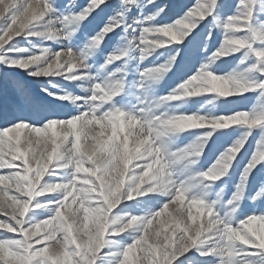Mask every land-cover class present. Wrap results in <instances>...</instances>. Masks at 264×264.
<instances>
[{
  "label": "rangeland",
  "instance_id": "obj_1",
  "mask_svg": "<svg viewBox=\"0 0 264 264\" xmlns=\"http://www.w3.org/2000/svg\"><path fill=\"white\" fill-rule=\"evenodd\" d=\"M51 2L53 10L27 31H42L44 25L51 23L53 27L69 34L56 38L21 34L5 45L3 52L5 61H0V114L8 115L12 119L7 122L0 120V129L16 119L42 126L50 119H67L87 112L92 104L99 103L90 99L94 85L99 83L103 86L113 79L121 78V90L97 109L98 115L117 108L126 114L136 115L146 107H152L156 113L168 109L206 116H227L236 111L251 113L264 110L262 88H251L227 100L223 98L213 100V94H202L186 97L183 100L168 101L164 105L153 107L159 98L173 92L206 64L209 65L208 70L217 75L246 76L257 83L264 81V73L260 71L264 60L255 55L256 50L264 49V40L252 35L253 31L264 35V0H252V15L248 28L231 33L248 37L252 47L239 49L214 61L211 60L212 54L219 49L229 31L224 27L227 18L245 11L240 0H217L213 12L199 19L182 41H173L163 47L154 48L151 54L143 59L140 58V48L143 47L140 43L142 30L146 27L174 24L186 15L197 0H135V3L127 4L124 0H105V3L86 19L69 24L67 27L64 26L63 17L79 13L89 5L90 0H51ZM160 8H163V11L157 15ZM118 13L121 21L119 26L107 33L98 46L89 48L91 38L104 27L110 17ZM2 28L3 22H0V30ZM151 38L152 35L149 34V39ZM69 48L82 58L84 65L74 71V75L79 77L76 79L70 78L67 73L36 76L31 74L36 71V65L23 69L19 65L8 63L10 60L26 59L38 54L42 49H48V55H52L58 50ZM122 50L126 51L127 55L106 63L110 55H118ZM172 56H175V59L170 69L159 79L141 75L147 69L166 64ZM117 69L122 71L118 72ZM69 94L74 99H63ZM246 131L249 135L226 175L214 182L204 180L198 175L206 171L220 154L231 147ZM262 133L264 128L259 125L252 129L239 125H229L222 129L205 126L186 129L162 138L165 141L162 149L167 157L169 152H177L197 138L210 134L204 143L201 155L196 157L198 162L195 165L188 163L192 157L169 161L165 176L168 181L166 191L147 192L131 200H122L113 210V214L126 213L129 216L135 215L147 219L171 198L169 192H174L176 187L183 186L188 189L186 193L188 198H192L193 194L203 198L207 204L212 205L216 218L230 223L234 228L240 227L239 221L249 215H264V192L260 191L261 187H264V161L257 163L245 179L241 198L235 202L238 208L235 213H231V218L228 210L232 206L227 203L236 192L243 170L254 152H264ZM57 163H66V160ZM73 171L71 166L59 168L54 164L42 182L66 181ZM0 175H7V171L0 169ZM15 194L13 186L8 191V195ZM61 195L58 191L35 198L34 204L38 203L41 206L30 209L26 215V223L35 224L54 215L57 206L55 201L59 200ZM4 218H6L4 213L0 212V219ZM199 222H203V217ZM4 231L6 230L0 229V238L17 235ZM140 234H142L140 223L123 233L109 234L107 243L98 253L95 264H118L122 250ZM207 235L208 238L198 242L188 252L179 255L173 264H264V249L256 248L251 244L237 243L233 254L229 256L221 251L225 242L219 235L213 233ZM209 249L216 251L209 255L201 254ZM145 264H147L146 260Z\"/></svg>",
  "mask_w": 264,
  "mask_h": 264
},
{
  "label": "snow or ice",
  "instance_id": "obj_2",
  "mask_svg": "<svg viewBox=\"0 0 264 264\" xmlns=\"http://www.w3.org/2000/svg\"><path fill=\"white\" fill-rule=\"evenodd\" d=\"M124 2L135 3V0ZM104 3L105 0H90L88 6L71 15L70 21L74 23L83 21ZM216 4L217 0H197L186 15L204 18L213 12ZM240 4L245 11L227 18L224 27L229 31L225 37H230L233 31L240 32L248 28L252 15V0H240ZM52 10L51 0H10V6L0 15V22H3V28L0 30V61H5L3 52L10 40L21 34H28L27 30L36 26ZM119 15L118 13L108 19L104 27L93 37L89 48L98 46L107 33L119 26L121 23ZM21 17L24 18L21 25L23 31L16 33L14 29ZM64 18L65 16L63 20ZM144 30L149 31L151 28L146 27ZM49 35L55 38L56 34L49 29ZM252 35L264 40V35H259L255 31ZM143 38L140 36V39ZM240 43L244 45L240 49L252 47L248 39ZM231 51L234 53L238 50L233 48ZM124 55L123 52L110 55L106 63L116 61ZM255 55L264 60V49L256 50ZM52 56L57 66L63 65L65 69H69L65 73L69 74L70 78H79L74 75V71L84 67L80 56L74 54L70 48L58 50ZM8 63L28 69L34 61L19 59L10 60ZM162 70L163 65L160 68L145 70L144 75L148 77ZM203 70L202 67L200 73L193 75L192 78L196 79ZM260 71L264 73V65L260 66ZM31 74L40 75L36 71ZM101 90L105 95H101ZM120 90L119 82L103 86L97 83L94 85L93 95L100 96L102 101H108ZM63 99L74 98L69 94ZM120 115H123L124 119L118 123H106L111 121L113 116ZM10 119L12 118L8 115L0 114V120L7 122ZM135 121V115L126 114L117 108L104 112L103 115L97 113L93 115L92 111H87L67 119H50L42 126L16 119L0 129V169L7 171V175H0V212L6 217L0 219V229L6 230L4 231L6 233L17 234L0 238V264H95L109 234H119L129 229L126 228L119 233H114L111 229L105 230L101 208L108 207L105 200L110 193L115 195L120 191V183L117 181L123 177L124 170L120 167L119 161L131 146L130 142H125V138L128 137L130 141V128ZM227 123L234 125V120ZM216 127L226 128L220 125ZM246 139L236 143L244 145ZM200 146L203 148L204 144L201 143ZM261 153L254 152L252 161L255 162ZM158 155L161 157V163L157 167L161 168L163 176L166 174L164 166L166 157L162 147ZM151 159L155 160L156 155ZM65 160L66 163H57ZM109 163L112 165L111 168L108 166ZM54 164L59 168L71 166L74 171L66 181L43 183L42 179ZM244 175L245 177L249 175L247 170ZM122 182L126 183V180ZM13 186L16 194L9 196L8 191ZM167 188L168 182H162L160 191H166ZM58 191L62 195L55 201L57 206L54 215L38 223L27 224L26 215L30 209L41 206L38 203L34 204L35 198ZM189 199L191 198H184V189L181 188L176 201L170 198L149 218H138L133 225L142 224V234L122 250L118 264H145V260L147 264H173L179 255L208 238L207 234L210 232L204 229L203 222H199L200 217L185 221L179 215L180 213L188 215L191 208ZM200 211L204 212V209L201 208ZM196 224H199V227ZM220 226L223 227L222 224ZM181 235L183 240H178ZM251 245L264 249L255 244ZM214 251L216 249H209L201 254L209 255ZM221 251L230 256L226 247Z\"/></svg>",
  "mask_w": 264,
  "mask_h": 264
},
{
  "label": "clouds",
  "instance_id": "obj_3",
  "mask_svg": "<svg viewBox=\"0 0 264 264\" xmlns=\"http://www.w3.org/2000/svg\"><path fill=\"white\" fill-rule=\"evenodd\" d=\"M9 6L10 0H2V2H0V15H2L5 12V9ZM162 11L163 8H160L156 14L158 15L159 12ZM71 15L72 14L65 16V27L74 23L70 21ZM202 18L203 16L197 17L195 15H185L183 18L178 19L174 24L153 27L149 31L143 29L141 36L144 38L140 39V43L143 45V47L140 48V58L143 59L147 55H150L151 50L154 48L163 47L173 41H182L183 38L195 27L198 19ZM23 23L24 18L21 17L20 22L17 23L14 29L16 33L23 31V27L21 26ZM49 29L55 32V38L60 35L69 34L68 32L62 31L60 28L53 27L52 24L49 23L43 26L42 31H32L29 32L28 35L52 38L49 35ZM149 34L152 35L151 39H149ZM92 39L93 37L91 38V41ZM244 39H248V37L237 36L235 34H230V37L226 36L221 44V48L217 49L212 54L211 60L214 61L222 56L231 54L233 48L239 50L241 47H244V45L240 43V41ZM23 50L24 49H21V51ZM120 52L127 55L126 51L122 50ZM26 59L34 61L32 65L37 66L36 72H39L40 75H61L69 70L65 69L63 65L57 66L55 58L52 55H48V49H42L38 54H33ZM174 59L175 56L170 57L167 63L163 65L164 70L154 72L148 77L152 79H159L162 77V75L170 69ZM209 63H211V61ZM160 67L161 66H158L156 68ZM208 68V64L204 65L203 72L196 79L190 77L188 80L180 84L177 89L173 90V92L159 98L153 107H159L168 101L183 100L186 97L199 96L202 94H213V100L220 98L227 100V98L243 94L251 88L264 89V81L257 83L246 76L217 75L208 70ZM200 70L198 73H200ZM116 71L119 72L122 71V69H117ZM141 75L145 77L144 72L141 73ZM117 82H119L121 88L122 78L113 79L108 82L107 85H112ZM101 95H105L103 90H101ZM90 99L92 101H99V103L92 104L89 110L95 115L97 109H99L105 101H102L100 96L97 95L91 96ZM135 117V124L130 128V141L128 137L125 138V142H130L131 146L129 147L127 154H125L119 161L120 167L124 170L123 177H120L117 181L120 183V191L115 195L110 193L108 199L105 200L108 207L106 209L101 208V219L105 224V230L111 229L114 233H119L126 228H131L133 223L139 218L135 215L129 216L126 213L113 214V210L118 207L122 200H131L135 196L144 195L147 192L160 191L161 183L168 182L165 179L166 174L162 176L161 168L157 167V165H160L161 163V157L158 155L159 150L162 145L165 144V141L162 138L169 137L170 134L186 129L205 126L217 129V125L228 127L229 125L227 121L229 120H234V125L246 126L247 129H252L258 125L264 128V110L251 113L248 111H236L234 114L227 116H206L195 113L187 114L176 110L169 111L168 109L156 113L153 111L152 107H146L141 109L139 114H136ZM122 119H124L123 115L113 116L112 120L106 121V123H118L119 120ZM193 121H196V123H193ZM209 135L210 134H206L204 137L197 138L190 145L177 152H169L167 157L164 153V156L166 157L164 160V166L167 168L169 161L184 157H192V159L188 160V163L195 165L198 162L196 157H199L203 150L200 145L201 143L204 144L206 142ZM248 135L249 132H244L236 142L245 140ZM236 142L221 153L206 171L198 173V175L209 182L219 180L226 175L236 155L243 147V143L238 144ZM153 145H155V147H153ZM185 149L187 150L185 151ZM153 155H156L155 160L151 159ZM261 161H264V152L261 153V156L256 158L255 162L250 159L245 166L236 192L233 194V197L227 201V203L232 206L228 210L229 218H231V213H235L238 208V205L235 202L239 200L242 195L244 182L247 178L244 175L245 171L247 170L249 174L254 166ZM108 166L109 168L112 167L110 163ZM124 180H126V183L122 182ZM181 188L184 189V198L188 199V195H186L188 189L181 186L176 187L174 192L168 193L173 201H176ZM260 191L264 192V187H261ZM214 203L215 201H213V204ZM189 204L191 205V208L188 215L185 216L184 213L179 214L182 219L188 221L193 217H203L204 229L220 236L221 240L225 242L223 248L226 247L229 250L230 256L233 254L237 243L255 244L257 247L264 248V215H249L247 218L239 221L240 227L234 228L230 223H226L221 219L216 218L212 205L207 204L203 198H200L196 194H193L192 198L189 199ZM175 206L174 203L173 207ZM201 208L204 209V212L200 211ZM103 213H106V215H103ZM205 213L207 214L205 215ZM221 224L223 227L220 226ZM196 226L199 227V224H196ZM178 240H183V235L179 236ZM217 243H219V241H217Z\"/></svg>",
  "mask_w": 264,
  "mask_h": 264
}]
</instances>
